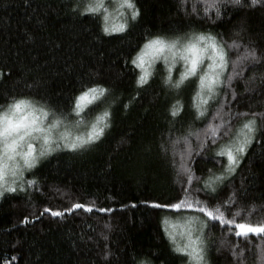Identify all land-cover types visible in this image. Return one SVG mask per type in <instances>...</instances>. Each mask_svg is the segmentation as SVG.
<instances>
[{
  "label": "trees",
  "instance_id": "obj_1",
  "mask_svg": "<svg viewBox=\"0 0 264 264\" xmlns=\"http://www.w3.org/2000/svg\"><path fill=\"white\" fill-rule=\"evenodd\" d=\"M191 2L132 0L136 18L129 16L124 32L109 34L103 31V11L89 13L85 0H0V107L13 98L28 99L69 129L83 121L80 135L91 130L105 107L110 113L100 140L48 152L11 186L15 191L0 194V264H189L184 253L173 251L165 221L179 213L201 218V213L154 207L178 203V194L184 198L182 163L192 170L193 180L183 187L193 202L218 204L235 193L233 211L253 223L264 219L259 130L233 175L214 193L201 190L204 180L226 166L216 150L253 113H264V4L221 5L217 18L215 9L205 11L212 0H200L195 13ZM188 31L214 36L225 53L204 116L194 107L203 59L178 90L163 86L164 62L149 70L143 86L137 83L142 72L131 62L149 38ZM233 43L237 47L228 46ZM250 51L258 59L242 61ZM183 71V65L174 67V81ZM97 85L110 89V106L96 102L77 116L75 98ZM177 101L180 110L173 117ZM257 127L264 129V123L258 120ZM211 128L217 129L215 136ZM75 203L93 211L73 209ZM203 240L207 264H264L260 236L237 237L231 226L225 231L210 222Z\"/></svg>",
  "mask_w": 264,
  "mask_h": 264
},
{
  "label": "snow or ice",
  "instance_id": "obj_2",
  "mask_svg": "<svg viewBox=\"0 0 264 264\" xmlns=\"http://www.w3.org/2000/svg\"><path fill=\"white\" fill-rule=\"evenodd\" d=\"M235 3H239V0H234ZM257 0H251V5H255ZM214 6V5H213ZM120 8H128L132 9L131 17L135 19L138 13L135 11V5L132 3V0H121ZM105 12L107 9L104 7L103 0H95V2H91L88 4L86 11L89 13H97L101 10ZM123 15V13H121ZM111 14L104 16V28L103 31L105 33H122L125 31L126 24L125 23H110ZM201 40L205 38L203 36L200 37ZM174 45H169L165 41L156 39L150 40L147 44H145L144 49L131 61L132 64L136 65L142 72L139 76L137 83L141 86L147 84L148 78L151 75L149 69L145 67L146 64H151L152 60L155 57L162 55L165 53V49H171ZM212 48L213 55L211 59L214 61L213 65H210L211 69L216 67V60L219 58V67L223 68L225 55L223 49L218 48L217 43L213 40L210 44ZM231 47H237L235 43ZM191 51L193 52V58L189 62L190 67L183 73L182 80H186L190 76H194L197 72L198 64L202 60L203 55L196 46H193ZM251 58L253 61L257 60V56L255 51H250L245 53L243 57H241L242 61H246ZM201 89L202 92L204 89H207L210 95L205 98L203 95H200V103L197 105V112L200 116H204L205 108L204 106L208 104L209 99H211V94L214 93V85L220 83L219 73H215L214 71H210L206 73L201 78ZM179 87V83L175 85ZM107 94V96H106ZM110 89L100 87L97 85L96 87L88 86L87 90H82L81 94L75 98V107L72 109L76 113L77 116H81L82 113L85 112L87 105L96 104V102H101L108 104L110 106V101L108 97H111ZM101 98H104L101 101ZM14 109L15 113L24 112L25 109H29L19 120L13 122V120L9 117H0V143L3 144V154L0 156V182L4 181L5 175L10 174L13 177H17L21 175V165L17 161V157H20L23 160V164L28 168H32L36 163V156L34 155L36 149L33 147V144L30 142V139H40V137H32L33 132L45 133L46 130L40 126L38 121H42L43 118L48 116L47 112H44L41 109L42 116L35 115V109L33 104L30 101L20 100L16 101L14 105L11 106ZM179 101H177V105H174L171 110V115L176 117L179 113ZM110 116L108 107H105L102 114L95 117V122L91 123V130L87 132L86 135L76 136L70 139V134L65 132L60 136V140L64 141V147L69 148L71 150H77L84 148L95 141L100 140L102 136L105 134V129L109 127L108 118ZM31 117V119H29ZM252 119H249L243 125V130L241 131V135H244V139L234 147L224 148L220 150L217 154L221 157L227 156V160L229 161L228 166L225 170L226 175H230L235 171L236 166L239 164L238 154L243 153L245 151V145L248 144L252 138V134L257 132L258 130L264 133V129H259L257 127V121L259 120L261 123H264V113L257 114L253 113ZM5 120L7 123H5ZM61 121L57 119V126ZM83 123V121H78L77 124ZM244 130H247V135H245ZM213 136L216 135L217 129H210ZM43 142L46 146L43 150L40 151V155H45L46 152H50L53 149L49 146L51 144V129L47 130V134L43 136ZM27 147V151H22L24 147ZM191 149H189V152ZM181 170L183 173L187 174L186 180H181V191L183 193L184 198L181 199L178 194L176 200L178 203H173L172 201H167L163 203L155 204V208H163V207H171L172 209L179 211L182 208L199 211L201 213V218H193L199 219L200 228L199 231L201 233L196 239L192 238L191 233L188 235V239L190 241L189 244H186L184 247H177V251L180 253H184L187 256L191 257L196 261V264H207L205 260V251L201 245L204 244V240L202 239L204 229L208 227L209 223H212L213 227H218L221 224L224 225V230L229 231V226H231V231L237 237H242L247 239L250 235L260 236L264 238V219L257 220L255 223L248 220V218L241 211H233V208L236 204V194L234 193L232 197H228L225 200H221L218 204L213 203L211 201H202L195 200L193 202L190 199V189L183 187L184 184H189L193 180L192 170L188 168L185 164H181ZM199 181V178H196ZM225 179V176H210L207 180H204L203 189L201 190H210L211 192H216V185L218 182H222ZM29 183L35 184V181H30ZM7 191H15V188L8 185L6 188ZM73 209H82L87 212L93 211L91 207H88L82 203H75L71 206ZM46 212H51L52 216H63V212L59 211H51L50 209H45ZM104 211V209H101ZM167 224L168 221H165ZM169 236L175 241V236L172 232H169ZM227 243V241H225Z\"/></svg>",
  "mask_w": 264,
  "mask_h": 264
},
{
  "label": "rangeland",
  "instance_id": "obj_3",
  "mask_svg": "<svg viewBox=\"0 0 264 264\" xmlns=\"http://www.w3.org/2000/svg\"><path fill=\"white\" fill-rule=\"evenodd\" d=\"M85 1L88 4L91 3V2H95V0H85ZM103 3H104V7L107 9V11L105 12L102 9L100 12L103 11L104 16L105 15H108V14H111V16H110V23H116V24L124 23L129 18V16L132 13V9L120 8L121 0H103ZM121 13H123V15H121ZM217 46H218V48L222 49V47L220 45L217 44ZM212 55H213V53L211 55H209L207 53H205L203 55V58L202 59L204 60V63H205V65H203V75H205L206 73H209L210 71H214L215 73H219V77H220V74L222 72V69L225 66V61H224L223 68H221V67H219V63H220L219 62V58H217V60L215 62L216 67L214 69H211L210 68V65H213V63H214V61L211 59V56ZM224 55H225V53H224ZM163 61H164V54L155 57L154 60H152L150 66H149V64H146L145 67H147L150 70L156 63L163 62ZM179 65H183V63L181 62ZM179 65H177V66H179ZM33 107L35 109V115L38 116V117L41 116V110L38 107H36L35 105H33ZM53 120H54L53 117L47 116L46 118H43L42 121H38V123L40 124V126L42 128H44L46 130V132L45 133H40V132H33L32 133V137H40V139H30V142L33 144V147L36 149V151L34 153V155L36 156V161L40 157H42L40 155V151H41V145L43 144V136L45 134H47V130L51 128V123H52ZM74 125H75L76 128H73V127L71 128L70 127L71 129H69V128H67L64 125V123H60V124L57 125V127L55 129H51V144L49 146L51 148H53V147H55V145L57 143L61 144V146H64V141L58 139V136L61 133H65V132L69 133L70 134V139H72V138H74L76 136H80V134H82V133H77V132H81V131H83L86 128L85 124L84 125L83 124H81V125L80 124H74ZM243 125H244V123H242L241 126L238 128V130H237V132H236V134H235V136L233 137L232 140H230L229 142H226V143L222 144L216 150V152L214 153V155L216 157L223 158L226 161V166L224 167L223 172L222 173H219L218 175H216V176H222L223 175V176H225V179L222 182H218L217 183L216 189L226 179H228L231 175H233V173L237 169V166H236L235 171L233 173H231L230 175H226L225 170H226V168L228 166V163H229V161L227 160V156L225 155V156L221 157L217 153L220 150L224 149V148H230V147H234L235 145H238L244 139V135H241V131L243 130ZM244 133H245V135H247V130H244ZM83 135H85V134H83ZM253 136H254V133L252 134V138H251L250 142L245 145V150L248 147V145L252 142V139H254ZM21 150L22 151H27V147L25 146ZM244 153H245V151L243 153L238 154L239 160L242 158V156L244 155ZM2 154H3V144L0 143V156H2ZM16 159H17V161L21 165V175H19L17 177H13L10 174H6L5 175V178H4V181L3 182H0V194L4 190H6V188H7L8 185H11V186L15 185V183L19 180V178L23 175V173L26 170L29 169L27 166H25L23 164V160L20 157H17ZM193 218H199V217H196V216L190 215V214H183V213H179L176 216L169 217L166 220V221H168V223L166 224L167 227L164 226L168 238L173 242V239L169 236V232H172L173 235L175 236V239L176 238H180L186 244L187 243V239L186 238L189 235V233H191L193 239H196L198 236H200L201 233L199 231V228H200L199 219H193ZM204 234H205V229H204L203 235ZM202 239H203V236H202ZM201 247L204 248L205 256H206V249L207 248L205 246V243L203 245H201ZM187 258H188L189 264H196V261L193 260L191 257L187 256Z\"/></svg>",
  "mask_w": 264,
  "mask_h": 264
},
{
  "label": "clouds",
  "instance_id": "obj_4",
  "mask_svg": "<svg viewBox=\"0 0 264 264\" xmlns=\"http://www.w3.org/2000/svg\"><path fill=\"white\" fill-rule=\"evenodd\" d=\"M189 0H180L181 4L188 3ZM200 2V0H192L191 2V8L192 12L195 13L197 11V5ZM244 0H239V3H235L234 0H212V3L206 4L205 11H207L209 8H213L216 10V17L219 18L221 15L220 12V6L221 5H232V6H240L243 5ZM258 4H264V0H257ZM214 5V6H213ZM253 5V6H255ZM203 36L205 39L201 40L200 37ZM160 39L165 41L169 45H174L171 49L166 48L164 53V64L167 66L166 71L162 73V84L165 88H170L172 90H178L182 87V85L185 83V80L181 82L183 73L190 67L189 62L193 58V52L191 51L193 46H196L197 49L200 50L201 55H204L205 53L211 55L212 54V48L210 47V44L213 40H215V37L212 35H206L201 34L198 31H188L186 33L177 34L174 36H163V35H157L155 38H149L150 40H156ZM216 42V40H215ZM147 44V43H145ZM143 45V47L145 46ZM229 47L232 46V44L228 45ZM183 63L184 65V71L180 74V78L175 80L173 79V69L180 63ZM179 83V87H176L175 85ZM200 95H203L205 98H207L210 93H208L207 89H204L202 92L201 89V80L199 79V90L195 92L194 100L195 104L194 107L197 109V105L201 102L199 97ZM211 98H214V95L211 94ZM20 100H26L25 98H13L12 101L4 107H0V117H9L15 122L16 120H19L27 111H30L29 109H25L24 112L15 113L14 109L11 107L15 104L16 101ZM42 116V113H41ZM31 119V117H29ZM57 119H54L51 123L50 129H55L57 126H54L56 124ZM5 123L7 121L5 120ZM62 134V133H61ZM61 134L58 136V139H60ZM46 146L43 144L41 145V150H43ZM61 147V144L57 143L55 145V148H52V151H55L56 149H59ZM51 152V151H50ZM46 152L45 154H47ZM187 243L189 244L190 241L187 236ZM175 247L173 249L174 252L180 253L177 251V247H184L186 244L184 241L180 238H176L175 241H173ZM183 245V246H182Z\"/></svg>",
  "mask_w": 264,
  "mask_h": 264
}]
</instances>
